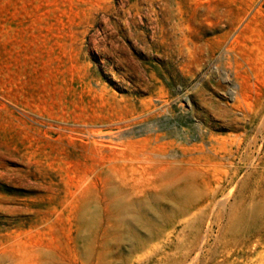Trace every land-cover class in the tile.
I'll return each mask as SVG.
<instances>
[{
    "label": "rangeland",
    "instance_id": "obj_1",
    "mask_svg": "<svg viewBox=\"0 0 264 264\" xmlns=\"http://www.w3.org/2000/svg\"><path fill=\"white\" fill-rule=\"evenodd\" d=\"M262 258L264 0H0V264Z\"/></svg>",
    "mask_w": 264,
    "mask_h": 264
},
{
    "label": "bare ground",
    "instance_id": "obj_2",
    "mask_svg": "<svg viewBox=\"0 0 264 264\" xmlns=\"http://www.w3.org/2000/svg\"><path fill=\"white\" fill-rule=\"evenodd\" d=\"M249 242V241H248ZM250 243V242H249ZM258 264H264V259L262 258Z\"/></svg>",
    "mask_w": 264,
    "mask_h": 264
}]
</instances>
